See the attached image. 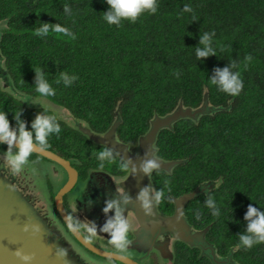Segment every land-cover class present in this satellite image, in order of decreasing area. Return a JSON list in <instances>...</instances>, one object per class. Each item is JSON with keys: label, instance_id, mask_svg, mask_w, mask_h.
Here are the masks:
<instances>
[{"label": "trees", "instance_id": "trees-1", "mask_svg": "<svg viewBox=\"0 0 264 264\" xmlns=\"http://www.w3.org/2000/svg\"><path fill=\"white\" fill-rule=\"evenodd\" d=\"M158 4L156 14L144 13L135 24L125 20L117 27L103 19L107 0H0V21L6 22L0 50L11 86L25 95H39L35 69L40 68L56 93L48 98L87 120L94 130L108 129L119 108L120 138L134 145L155 112L164 115L180 101L199 106L206 93L213 106L222 108L197 119L181 118L158 134L159 157L184 159L172 172L154 170L157 191L164 193L160 205L170 213L171 192L179 195L204 181L218 180L208 194L187 203L189 222L197 228L210 225L206 238L221 256L232 251L228 264H264V243L248 249L239 242L246 234L248 206L264 212V0H158ZM185 5L193 11L184 12ZM44 23L68 28L75 39L53 31L35 35ZM204 33L210 35L216 54L197 59L195 49L202 47ZM248 55L253 59L245 65ZM225 67L241 73L244 87L239 96H229L210 83L216 69ZM64 72L78 79L70 86L62 79L56 83ZM20 110L29 130L37 115H55L0 87V112L7 113L13 127L14 114ZM57 122L61 131L48 137L49 149H59L65 156L74 151L84 159L104 147L59 118ZM209 197L219 217L207 207ZM175 251V264H213L198 247L181 241Z\"/></svg>", "mask_w": 264, "mask_h": 264}, {"label": "water", "instance_id": "water-1", "mask_svg": "<svg viewBox=\"0 0 264 264\" xmlns=\"http://www.w3.org/2000/svg\"><path fill=\"white\" fill-rule=\"evenodd\" d=\"M0 55L2 56L1 50ZM0 82L3 84L0 87L15 93V95L28 98L27 95L18 92L11 86L3 56L0 57ZM59 106L63 108L61 112L53 108L52 110L58 116L62 115L68 125L84 133L94 143L112 149L125 162H131L128 172L123 176L95 172L100 173L97 174L101 180L122 183V194L114 195L109 201L114 200L117 196L128 197L130 205L127 213L130 221L128 222L129 228L131 229L133 225L139 222L141 228L135 233H146L148 246L156 248L163 256H169L168 258L172 259L174 257L173 244L180 240L190 247H198L200 254L208 256L213 264H228L232 261V251L226 256H221L214 244L207 240L206 234L210 225L205 228H197L189 222L185 214L187 203L201 194H208L218 185V180L204 181L190 191L180 195H172L174 210L171 214H167L160 211L159 204L155 200V192L157 191L152 178L153 172L149 175L141 168V164L146 159L150 160L158 156L155 142L161 129H171L173 124L181 118L197 119L202 114L211 113L222 107L213 106L205 93L204 100L199 106H184L180 101L172 111L164 115L155 112L149 120L148 130L139 136L136 149L132 151L129 145L117 135L118 127L122 121L119 108L116 110L115 118L108 129L100 132L94 130L87 120L75 117L69 108ZM34 152L50 160L59 161L70 171L69 181L56 196L57 209L64 215L62 196L75 182L74 172L69 161L48 148L37 147ZM0 156L7 159L4 162V167H0V264H89L90 259L69 238L65 237L60 221L55 216L47 196L40 191L39 174L33 172L26 164L17 171L6 153L0 152ZM159 158L160 168L167 172H172L176 165L184 162V159L178 158ZM20 183H24L28 187L27 191L22 188ZM144 188L150 190L151 214L145 211L139 200V194ZM181 211L184 213L183 217H180ZM65 219L72 229L76 228L72 221L69 222L67 217ZM94 224L96 223L93 222ZM17 252L31 256L32 259L24 261L20 256H17ZM61 253L66 254L61 255ZM113 257L126 264H139L122 254H115ZM91 259L95 261L93 258Z\"/></svg>", "mask_w": 264, "mask_h": 264}, {"label": "clouds", "instance_id": "clouds-1", "mask_svg": "<svg viewBox=\"0 0 264 264\" xmlns=\"http://www.w3.org/2000/svg\"><path fill=\"white\" fill-rule=\"evenodd\" d=\"M107 4L109 5V9L108 11L103 13V19L109 25H115L117 27H120L122 25V21L125 20L135 24L142 14H156L159 8L158 0H107ZM64 10L66 13L71 15V10L68 5H65ZM192 11L193 9L190 5H185L184 12ZM50 31L58 34H63L65 36L71 37L72 39H75L74 33L71 32L68 28L61 26L60 24L50 25L48 23H44L35 30L34 34L44 37L48 35ZM213 34L215 33L213 32ZM200 44L202 45V47H197L195 49L197 59H202L208 57L209 55L216 54L213 47L211 46V39L208 33H204L202 35ZM252 59V56L248 55L245 58V65H247L248 62H251ZM231 67L235 68L236 64L233 63ZM35 72V91L42 97L54 96L56 94L55 90L46 79L43 70L40 68H36ZM176 75L177 77H179V72H177ZM61 79L66 86H70L74 81L78 79V77H70L67 72H64L60 74V77L59 79H57L56 83H59ZM210 83L212 85L218 86L219 91L226 93L229 96H239L244 87L241 73H233L229 67H225L223 69L217 68L216 75L211 79ZM21 116V110L15 112L14 119L16 120V127H13L8 119L7 113L0 112V144L8 145L7 155L11 159L14 169H16L17 171L22 165L27 162L29 156L32 155L37 147L46 149L50 146L48 144L49 136H51L53 133L59 134L61 131L60 124L57 122V118L55 115H37L35 120L32 122L31 130L28 129L27 123L23 119H21ZM150 118L148 119V126ZM117 135L119 136L118 131ZM137 143L135 145H137ZM100 146L105 147L103 150L98 152V159L99 161H101L98 167L102 170L105 167V164L103 162L106 160L110 161L113 157V150L105 145ZM13 148L17 149L15 153L12 152ZM159 160L160 158L158 156L150 160L146 159L141 164L142 170L149 175H151L153 170H156L159 173ZM130 163V161L121 162L119 164V169L127 170ZM164 184L168 192H171L172 189L169 186L170 181L166 180ZM155 189L157 191L156 186ZM163 195L164 193L161 191L155 192V200L157 204L161 202V198L163 197ZM139 200L141 201L142 207L145 209V211L151 214L152 203L150 198V190L148 188H144L140 192ZM169 201H171V197H169ZM207 207L212 209V216H220V211L217 208L216 203L212 197H209L207 199ZM114 208L116 209V216L115 218H110L108 220L103 230L110 232V243L115 245L116 248L123 251L127 243L129 242L127 238L129 223L123 217L117 201H108L107 207L104 209V212L108 213ZM183 215L184 213L181 211L180 217H183ZM68 219H71V217H68ZM196 219H201V214L199 212L196 214ZM245 220L248 221V225L246 234H241L239 236L240 245L251 249L254 245L264 243V212H260L256 207H253L250 204L245 215ZM69 228L71 231H76V229H71V226H69ZM87 231L91 234H94V226L89 227ZM65 254L66 253H61V255ZM17 256H20L24 261L32 259L31 256L23 255L20 252H17Z\"/></svg>", "mask_w": 264, "mask_h": 264}, {"label": "flooded vegetation", "instance_id": "flooded-vegetation-1", "mask_svg": "<svg viewBox=\"0 0 264 264\" xmlns=\"http://www.w3.org/2000/svg\"><path fill=\"white\" fill-rule=\"evenodd\" d=\"M27 96H28L27 101L30 104L43 105L52 110L50 106L43 103V99L50 100L48 97H42L40 95L37 96L27 95ZM34 99L37 100L34 102L32 101ZM54 114L56 117L60 118V120L63 119L62 115L58 116L56 113ZM62 121H64V119ZM120 127L118 129V133ZM119 138H120V133H119ZM126 143L129 145V148L132 151L136 149L135 148L136 145L130 142H126ZM104 148L105 147H101L92 150L91 153H89V155H87L84 159H81L77 155H75L74 151H71L72 154H70L69 156H65L59 149H55V148H53L54 150L50 149L55 151L63 159L69 161L70 167L72 168V171L74 172V176H75L74 179L75 182L68 191L63 193L62 196V205L64 208L63 211L65 213L64 215L61 212H59V210L57 209L56 196L59 190L69 181L70 171L65 166H63L59 161L50 160L38 153L36 154H38L39 156L30 155L25 164L30 169H33L32 167L37 168L36 173L42 174L45 183H50L48 186L49 195L48 196L46 195L50 203V206L52 207L55 216L60 221L65 237L69 238L72 241V243L85 256H87L90 259L89 264H126L121 260L114 258L113 255L115 254H122L127 257H130L139 264H175L176 242L173 244L174 257L172 259L168 258L169 256L168 257L163 256L161 252L156 248H151L149 251H145L141 248V246H139L138 242L141 241L142 236H144V241L147 244L146 233L143 232L138 234L135 233L136 230L138 231V229L141 228V224L139 222L133 225L131 229L129 228V231L127 233V238L129 242L127 243L123 251L116 248L115 245L110 243L111 234L110 232L104 231L103 229L110 218H115L116 209L114 208L108 213H105L104 209L107 207V202L110 199H112L114 195L122 194L121 193L122 183H114L111 181L101 180L98 175L100 173L95 171L104 172L108 174L110 173L116 176H123L128 172L129 168L127 170L119 169V164L125 161L121 159L119 155L113 151V157L111 158V160L104 161L103 162L105 164L104 169L102 170L99 169L98 165L101 163V161H99L98 159V152L103 150ZM0 152L7 154L8 147L0 144ZM12 152L15 153L16 151L12 150ZM93 157H95V159ZM6 160H7L6 158L0 156L1 168L4 167V162ZM106 162L108 163L106 164ZM152 178H153V174H152ZM20 184L22 185V188L25 191H27L28 187L24 183H20ZM154 184L157 187V184L155 182ZM122 191H124V189H122ZM172 195L174 194L171 192L170 196ZM32 197L30 198L33 199ZM112 201L118 202L123 217L128 222H130L128 220L129 216H127L128 209L130 207L128 203L129 202L128 197L117 196ZM159 209L160 211L165 212V209L160 205V203H159ZM173 210H174V206H173ZM172 212L170 213L165 212V213L171 214ZM185 214H186V207H185ZM65 217L67 218L71 217V219H68V221L69 222L72 221V223L76 227L75 229L77 233L75 231L70 230L69 228L70 225L67 223ZM93 222H95L96 224L93 225ZM93 226L95 228V233L91 234L87 231V229ZM91 258H93L95 261H92Z\"/></svg>", "mask_w": 264, "mask_h": 264}, {"label": "rangeland", "instance_id": "rangeland-1", "mask_svg": "<svg viewBox=\"0 0 264 264\" xmlns=\"http://www.w3.org/2000/svg\"><path fill=\"white\" fill-rule=\"evenodd\" d=\"M6 26V24L4 22H0V34L2 32V29ZM0 57H2L0 55ZM0 86H3V84L0 82ZM37 99H34L32 101H36ZM43 103L44 104H47L48 106H50L51 108L57 110L58 112H61L63 110L62 107H60L59 105H56L55 103L51 102L50 100H47V99H43ZM89 155V154H88ZM33 169H31L33 172H36L37 168L35 167H32ZM39 174V173H38ZM48 175V174H47ZM39 185H40V191L46 196L49 195V190H48V186L50 183H45L44 180H43V176L42 174H39ZM177 241H180V240H177ZM176 241V242H177ZM182 242V241H181ZM139 246H141V248L145 251H149L151 246H148L144 239H142L140 242H138Z\"/></svg>", "mask_w": 264, "mask_h": 264}]
</instances>
